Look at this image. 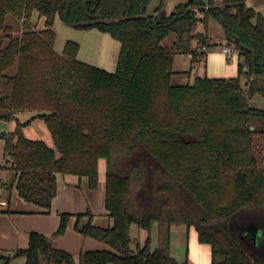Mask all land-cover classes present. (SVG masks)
Wrapping results in <instances>:
<instances>
[{"label":"trees","instance_id":"16d2710c","mask_svg":"<svg viewBox=\"0 0 264 264\" xmlns=\"http://www.w3.org/2000/svg\"><path fill=\"white\" fill-rule=\"evenodd\" d=\"M165 2L0 0V120L13 122L0 131V169L13 174L3 188L15 185L23 200L49 211L56 173L87 177L96 188L104 158L109 218L101 226L90 209L62 212L50 235L31 231L25 248L0 253V264L19 256L21 264H187L171 255L174 225L195 228L210 246V264H264V108L250 104L264 97V13L246 0H184L160 16ZM35 13L45 18L43 27ZM56 16L119 40L115 70L78 59L76 41L57 50ZM212 21L236 48L237 74L203 72L173 82L174 74L190 71L173 69L176 54H188L192 68L207 57H196L199 45L218 44L208 34ZM21 112L30 116L23 120ZM35 119L52 145L25 133ZM73 216L76 231L112 250L81 251L76 260L54 247L52 238ZM235 220L262 229L256 255L228 227ZM132 226L147 231L144 242L132 237Z\"/></svg>","mask_w":264,"mask_h":264},{"label":"crops","instance_id":"0c3cea01","mask_svg":"<svg viewBox=\"0 0 264 264\" xmlns=\"http://www.w3.org/2000/svg\"><path fill=\"white\" fill-rule=\"evenodd\" d=\"M181 1L184 0H173L174 7ZM246 3L264 13V0H246ZM34 18L38 20V26L43 27L45 18L43 16L39 17L37 13L33 15V19ZM53 28L56 35L55 48L57 50L61 51L67 40L76 41L79 44L77 52L78 59L95 66L100 64L111 71L115 70L120 51V41L112 37L111 34L96 27L89 29L75 28L64 23L59 16L55 17ZM85 39L88 40L85 41ZM211 41L213 42L214 40L211 38ZM223 41L226 40L224 39ZM98 46L100 47L99 50ZM210 52L215 53L212 48ZM183 57L190 60L188 54H183ZM207 58L208 55L205 63L202 62L204 65H206ZM215 75L216 74H214V76ZM231 76H234V73L231 72ZM22 115H24V112L19 113L21 119H23ZM28 126H31V124ZM12 127V121L0 120V131L7 132L11 130ZM3 148L4 140L0 139L1 155L3 153ZM105 170V159L100 158L99 182L96 188L89 187L87 177L56 173L57 193L53 198L50 210L43 211V209L36 204L23 200L19 196L15 185H13L10 190L3 188V183L10 181L13 174L6 167L0 169V201L6 202L5 205H0V253L13 256L14 250L17 248H25L28 245L31 231L50 235L57 228L60 220V213L62 212L81 213L90 209L94 214L93 221L98 215H103L106 218V223H109L107 210L104 204ZM74 223L75 217L73 216L65 232L58 237L52 238L51 243L54 247L69 251L76 260L81 251L107 248L106 243L76 231L74 229ZM185 233L188 235V238L191 235V243L198 248L203 257L210 255V246L206 247L207 244L205 243H197V232L195 233L191 226H172L170 249H173V243L175 242L174 238L176 240L178 238L181 239ZM171 255L175 258L172 252ZM15 258L16 257L12 260ZM208 264H210L209 258Z\"/></svg>","mask_w":264,"mask_h":264},{"label":"rangeland","instance_id":"374dc122","mask_svg":"<svg viewBox=\"0 0 264 264\" xmlns=\"http://www.w3.org/2000/svg\"><path fill=\"white\" fill-rule=\"evenodd\" d=\"M216 2L219 3L220 0H216ZM169 13H170V10L163 12V14H165V15L169 14ZM33 20H34V22L37 21L36 25L38 26L39 25L38 20H35V18ZM11 22H16V21L11 18ZM214 22L212 21L210 23L207 30H208V34L210 36H212V39L216 43H218V44L212 46V50H214L215 53L209 52L207 54L208 58H207L206 65H204L203 63H198V64H194V67H192V68H190L191 67V61L190 60L185 59L183 57V54H181V53L176 54L175 62L173 64V69L175 71H182V70H187L190 68V71L188 74L187 73L183 74L180 72L174 74L172 77L173 82L184 83V82H187L188 80H192L196 73L202 74L203 72H205L207 75H210V76L211 75L214 76V74H216L215 76H225V77L231 76V72L234 73V75L237 74V55L234 54L230 59H226L225 55H223V53L221 51H219L220 46L222 44L226 43L225 41H223L225 39V36H224V32H223L221 25L218 22H215V23ZM14 26H15L14 34L18 35L21 32L22 28L17 23H14ZM171 39H172L171 36H169L166 39V42L170 43ZM86 40H88V39H85V41ZM99 49H100V47L98 46V50ZM96 66L104 68L100 64L96 65ZM224 67H226V68H224ZM104 69H106V68H104ZM106 70H108V69H106ZM108 71H111V70H108ZM241 81L244 82L245 79L243 77H241ZM250 104L253 106H256V107L264 108V97L257 94L253 98L250 99ZM22 116H23V119H26L28 116H30V114H29V112H26ZM25 132H26L27 136H29L31 138L43 139L49 145L53 144L52 138H51L45 124L43 123V121L41 119H35L31 123V126H27L25 128ZM93 222L95 224H98L101 226H107L108 225V223H106V218L103 215H98L96 217V219H94ZM191 227L194 229V231L196 233L195 228L193 226H191ZM249 232L250 231H246V230L240 231L239 230L238 235L244 241L246 247L248 248V251L251 254L256 255V253H257V242L253 238L252 234ZM147 234L148 233L145 229H140L137 226L131 227L132 237L134 239L140 241V242L145 241ZM151 235H152V243L155 245V243H156L155 228H153ZM190 236H189V238H190ZM189 238H188V235H186V233L184 234L183 238L181 237V239L178 238L176 240L174 238L175 242L173 243V249L171 248L170 251L175 256L176 262L182 263V262L186 261L187 264H208V258L210 260V257H209L210 255H206L205 257H203L202 253L199 252L198 248L195 247V245H193L191 243V241H190L191 238L190 239ZM196 241H197V243H200L198 240H196ZM106 245H107V248H105V249L112 250V248L108 244H106ZM206 247H209V245L207 244ZM13 262L15 264H21L24 262V257L23 256L16 257L13 260Z\"/></svg>","mask_w":264,"mask_h":264},{"label":"water","instance_id":"95a60500","mask_svg":"<svg viewBox=\"0 0 264 264\" xmlns=\"http://www.w3.org/2000/svg\"><path fill=\"white\" fill-rule=\"evenodd\" d=\"M173 7H174L173 0H166L163 10L160 11V16H166L167 14L165 15L163 14V12L169 11V10L171 12ZM195 7L196 6H191L190 8H195ZM251 128H253V126H251ZM228 227L231 230L235 231L237 234L239 230L240 231L242 230L250 231L249 233L252 234L256 242L258 241L262 233V229L254 222H243V221L235 220V221L229 222Z\"/></svg>","mask_w":264,"mask_h":264},{"label":"built area","instance_id":"2783aa9c","mask_svg":"<svg viewBox=\"0 0 264 264\" xmlns=\"http://www.w3.org/2000/svg\"><path fill=\"white\" fill-rule=\"evenodd\" d=\"M220 51L225 55L227 59H230L234 54L237 53L234 45L224 43L220 46ZM210 48L206 44H201L197 47L196 57L203 61L204 54H208ZM5 201H0V205H5ZM166 264V263H165Z\"/></svg>","mask_w":264,"mask_h":264}]
</instances>
